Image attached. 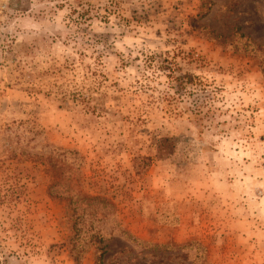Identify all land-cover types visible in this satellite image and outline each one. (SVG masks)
<instances>
[{
	"label": "clouds",
	"instance_id": "clouds-1",
	"mask_svg": "<svg viewBox=\"0 0 264 264\" xmlns=\"http://www.w3.org/2000/svg\"><path fill=\"white\" fill-rule=\"evenodd\" d=\"M201 3L0 0V158L56 137L102 157L101 188L136 191L144 221L176 230L184 210L189 228L213 221L221 253L264 250V52L237 58L193 29ZM247 5L264 22V0ZM52 239L27 220L0 231V264H49Z\"/></svg>",
	"mask_w": 264,
	"mask_h": 264
},
{
	"label": "rangeland",
	"instance_id": "rangeland-1",
	"mask_svg": "<svg viewBox=\"0 0 264 264\" xmlns=\"http://www.w3.org/2000/svg\"><path fill=\"white\" fill-rule=\"evenodd\" d=\"M247 6V0H202L201 12L189 23L225 48L233 44L237 58L253 59L256 52H264V22L244 15ZM101 163L102 157L56 137L39 151L25 148L4 155L0 213L10 210L15 215L7 220L0 215V231H11L26 220L49 230L54 237L44 249L49 264L53 259L56 264H189L181 249L190 235L205 249L206 264L221 258L233 264H264L259 247L229 241L222 253L215 249V225L208 217L198 229L187 226L184 210L176 230L155 217L144 221L133 203L136 191L124 184L111 185L112 191L101 188Z\"/></svg>",
	"mask_w": 264,
	"mask_h": 264
}]
</instances>
